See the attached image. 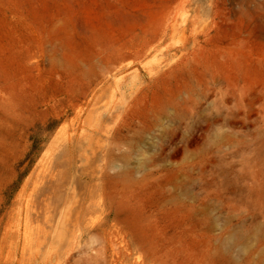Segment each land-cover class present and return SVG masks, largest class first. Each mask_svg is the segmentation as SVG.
Returning <instances> with one entry per match:
<instances>
[{"label": "rangeland", "instance_id": "1", "mask_svg": "<svg viewBox=\"0 0 264 264\" xmlns=\"http://www.w3.org/2000/svg\"><path fill=\"white\" fill-rule=\"evenodd\" d=\"M0 264H264V0H0Z\"/></svg>", "mask_w": 264, "mask_h": 264}, {"label": "bare ground", "instance_id": "2", "mask_svg": "<svg viewBox=\"0 0 264 264\" xmlns=\"http://www.w3.org/2000/svg\"><path fill=\"white\" fill-rule=\"evenodd\" d=\"M77 32H78V31H77ZM151 39H152V38H151ZM149 42H150V41H149ZM134 47H136V46H134ZM142 47H143V46H142ZM140 49H141V48H140ZM121 51H122V50H121ZM127 52H129V51H127ZM130 52H131V51H130ZM118 53H119V52H118ZM132 53H133V52H132ZM119 54H120V53H119ZM136 54H137V53H136ZM114 55L116 56V55H118V54H114ZM134 55H135V54H134ZM119 56H121V55H119ZM112 57H113V56H112ZM126 57H127V56H126ZM107 58H108V57H107ZM120 59H122V58L120 57ZM99 62H100V61H99ZM96 64H97V63H96ZM107 64H108V62H107ZM90 66H91V65H90ZM104 66H105V65H104ZM104 66H103V67H104ZM95 67H96V66H95ZM95 67H93V68H95ZM103 70H104V69H103ZM95 71H96V70H95ZM97 71H98V70H97ZM99 71H100V70H99ZM82 73H83V72H82ZM85 73H86V72H85ZM92 74H93V73H92ZM97 74H98V73H97ZM105 74H106V73H105ZM93 76H94V75H93ZM87 77H88V75H87ZM94 77H96V76H94ZM103 77H104V76H103ZM105 77H106V76H105ZM98 79H99V78H98ZM102 79H104V78H102ZM97 81H98V80H97ZM89 82H90V81H89ZM91 82H92V81H91ZM97 83H98V82H97ZM99 83H100V82H99ZM89 84H90V83H89ZM100 85H101V84H100ZM103 85H104V84H103ZM87 87H88V86H87ZM89 88H90V87H89ZM85 89H86V87H85ZM115 91H116V90H115ZM114 93H115V92H114ZM122 93H123V92H122ZM164 109H165V108H164ZM164 109H163V110H164ZM107 128H108V127H107ZM95 129H97V128H95ZM230 261L233 262L234 259L231 258Z\"/></svg>", "mask_w": 264, "mask_h": 264}]
</instances>
